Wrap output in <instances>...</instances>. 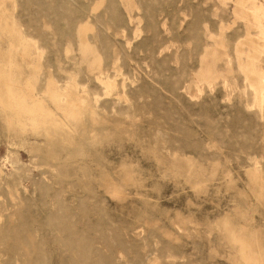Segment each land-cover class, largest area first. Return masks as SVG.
<instances>
[{
  "label": "rangeland",
  "instance_id": "rangeland-1",
  "mask_svg": "<svg viewBox=\"0 0 264 264\" xmlns=\"http://www.w3.org/2000/svg\"><path fill=\"white\" fill-rule=\"evenodd\" d=\"M0 264H264V0H0Z\"/></svg>",
  "mask_w": 264,
  "mask_h": 264
},
{
  "label": "bare ground",
  "instance_id": "bare-ground-1",
  "mask_svg": "<svg viewBox=\"0 0 264 264\" xmlns=\"http://www.w3.org/2000/svg\"><path fill=\"white\" fill-rule=\"evenodd\" d=\"M260 92H262V90H259ZM262 95H263V93H262Z\"/></svg>",
  "mask_w": 264,
  "mask_h": 264
}]
</instances>
